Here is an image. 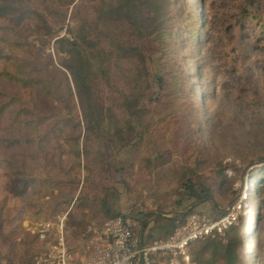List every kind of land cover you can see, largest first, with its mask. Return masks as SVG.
<instances>
[{
	"label": "rangeland",
	"instance_id": "374dc122",
	"mask_svg": "<svg viewBox=\"0 0 264 264\" xmlns=\"http://www.w3.org/2000/svg\"><path fill=\"white\" fill-rule=\"evenodd\" d=\"M188 5L200 27L195 42L181 45L185 96L167 120H161V110L156 106L150 108L154 110L150 122L153 136L117 152L105 164L111 171L104 185L118 192L115 204L121 213L131 214L137 229H142L143 213H160L162 219L151 218L144 233L149 243L164 232L159 227L172 225L182 187L192 177L194 182L210 187L213 197L207 202L187 203L191 206L185 214L194 209V213L216 219L234 206L241 207L233 227L242 228L246 263L264 264V192L257 185L258 178L252 176L256 170L264 171V39L251 38L252 30L234 26L240 6L264 14V0H176L181 19ZM72 10L58 38L77 27ZM30 40L39 46L37 35ZM54 41L46 53L56 62ZM250 61H255L256 67L245 65ZM243 69L254 76L240 78L238 73ZM26 119L21 126L16 125V135L34 134ZM183 119L198 131V145L183 130ZM13 132L10 120L4 122L0 139ZM30 147L35 156L39 147L35 142ZM8 154L0 144V264H33L48 246L39 237L40 225L57 223L59 218H64L74 263L91 258L105 229L99 200L104 191L98 174L91 177L95 181L87 183L84 158L79 167L73 156L61 155L58 149L51 157L56 163L63 159V163L54 177L46 173L42 159L38 164L28 160L25 173L11 170L5 161ZM218 174L219 179H215ZM217 238L227 243V232ZM49 242L54 243L55 238ZM193 251L194 246L192 260Z\"/></svg>",
	"mask_w": 264,
	"mask_h": 264
},
{
	"label": "trees",
	"instance_id": "16d2710c",
	"mask_svg": "<svg viewBox=\"0 0 264 264\" xmlns=\"http://www.w3.org/2000/svg\"><path fill=\"white\" fill-rule=\"evenodd\" d=\"M71 7L77 27L58 38ZM238 12L234 26L252 30L251 38L264 39V14L252 13L247 6ZM199 27L192 6L180 18L176 0H0V132L9 120L14 129L0 139L9 151L7 167L25 173L28 160L38 164L42 159L46 173L54 177L63 163L52 159L54 150L73 156L78 166L83 157L87 183L97 173L104 191L99 199L104 224L124 214L115 204L118 192L104 185L111 171L105 164L123 148L153 136L152 106L161 110V120L169 118L185 92L181 45L195 42ZM34 35L39 46L30 40ZM53 40L56 62L46 53ZM250 63L256 67L255 61L245 65ZM238 76L248 80L254 75L243 69ZM24 118L33 135H16L15 127ZM181 122L198 145V131L185 119ZM33 142L39 147L35 156ZM263 174L256 170L252 175L260 181L261 193ZM203 184L187 178L172 225L159 227L166 238L194 213L185 214L189 206L212 199L211 188ZM142 216V234L151 218H161L160 213ZM227 235V243L217 237L193 243L194 264H247L242 228L231 227Z\"/></svg>",
	"mask_w": 264,
	"mask_h": 264
},
{
	"label": "built area",
	"instance_id": "2783aa9c",
	"mask_svg": "<svg viewBox=\"0 0 264 264\" xmlns=\"http://www.w3.org/2000/svg\"><path fill=\"white\" fill-rule=\"evenodd\" d=\"M240 208L234 206L216 219L192 213L166 239L149 243L139 238L134 220L119 215L107 221L101 243L82 264H194L193 243L223 237L237 224ZM39 237L48 246L35 257L33 264H75L66 239L64 218H59L57 223H42ZM53 237L55 242H49Z\"/></svg>",
	"mask_w": 264,
	"mask_h": 264
},
{
	"label": "crops",
	"instance_id": "0c3cea01",
	"mask_svg": "<svg viewBox=\"0 0 264 264\" xmlns=\"http://www.w3.org/2000/svg\"><path fill=\"white\" fill-rule=\"evenodd\" d=\"M151 229V227H149V230ZM158 231V230H157ZM159 231H161V230H159ZM157 232L158 234L160 233V232ZM138 236H139V238L141 239V241L144 243H147V239H146V234H142V229H138ZM163 238H166V235H165V233L164 232H161L160 234H159V236H157V237H155L154 238V240H158V239H163Z\"/></svg>",
	"mask_w": 264,
	"mask_h": 264
}]
</instances>
